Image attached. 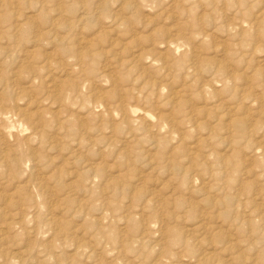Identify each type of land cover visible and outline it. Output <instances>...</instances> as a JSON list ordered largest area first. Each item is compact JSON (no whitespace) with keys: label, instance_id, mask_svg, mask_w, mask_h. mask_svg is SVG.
<instances>
[{"label":"rangeland","instance_id":"1","mask_svg":"<svg viewBox=\"0 0 264 264\" xmlns=\"http://www.w3.org/2000/svg\"><path fill=\"white\" fill-rule=\"evenodd\" d=\"M0 264H264V0H0Z\"/></svg>","mask_w":264,"mask_h":264},{"label":"bare ground","instance_id":"2","mask_svg":"<svg viewBox=\"0 0 264 264\" xmlns=\"http://www.w3.org/2000/svg\"><path fill=\"white\" fill-rule=\"evenodd\" d=\"M104 32V31H103ZM55 41V40H54ZM58 94V93H57ZM14 115V114H13ZM135 116V115H134ZM13 120V119H12ZM135 121V120H134ZM146 121V120H145ZM6 125H4V127H5ZM12 126V125H11ZM15 133V132H14Z\"/></svg>","mask_w":264,"mask_h":264}]
</instances>
